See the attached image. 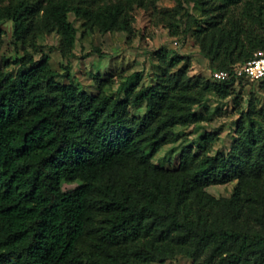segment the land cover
Listing matches in <instances>:
<instances>
[{
	"label": "trees",
	"instance_id": "obj_1",
	"mask_svg": "<svg viewBox=\"0 0 264 264\" xmlns=\"http://www.w3.org/2000/svg\"><path fill=\"white\" fill-rule=\"evenodd\" d=\"M156 1L0 0V47L10 21L16 42L55 32L70 58L77 30L69 13L81 20V35L96 28L130 38L134 8ZM185 1L207 16L189 29L211 67L229 70L264 52V0ZM181 17L167 22L172 35L183 32ZM49 60L24 52L15 70L0 62V264H153L165 254L264 264V116L242 114L227 154L204 155L213 141L207 133L201 153L188 150L177 167L151 161L173 127L206 119L192 110L205 94L224 99L244 81L211 79L192 90L182 75L161 76L135 89L128 78L118 100L61 83ZM142 103L143 116H131L129 107ZM232 180L229 198L206 191Z\"/></svg>",
	"mask_w": 264,
	"mask_h": 264
},
{
	"label": "rangeland",
	"instance_id": "obj_2",
	"mask_svg": "<svg viewBox=\"0 0 264 264\" xmlns=\"http://www.w3.org/2000/svg\"><path fill=\"white\" fill-rule=\"evenodd\" d=\"M133 14L134 33L129 38L123 31L101 33L96 28L81 35V20L69 13L68 19L77 30L70 58L60 54L59 36L55 32L39 34L23 44L13 39L11 22L5 21L2 25L1 65L6 70H15V60L22 57L24 52L31 53L35 60L47 54L50 67L61 83L71 82L80 90L91 94L103 92L118 100L124 97V83L128 78L135 84V89L156 84L161 76L168 81L182 75V80L193 84L192 90H200L205 82H211V71L217 67L209 65L201 54L199 41L189 29L190 26L195 28L196 24H205L207 16L192 1L182 0L179 6L176 0H157L152 7H135ZM179 16L182 17L177 29H183V32L172 35L167 22ZM158 52L166 54L164 60L158 58ZM176 56L180 57V61L170 66V58ZM192 110L205 115L206 119L173 127L172 141L160 148L152 163L164 169L177 167L188 150H191L190 154L201 153L197 144L207 133L212 135L213 141L204 155L217 152L227 154L233 145L234 131L242 114L253 110L251 114L254 116H264V82L234 84L232 94L224 99L207 93L200 104L193 105ZM129 112L135 118L143 116L145 103L130 106ZM261 179L262 176L259 182ZM76 184L66 183L64 186L72 188ZM235 186L236 181L232 180L212 184L206 191L222 200L231 196ZM251 223L253 229L259 226V222ZM198 260L165 254L153 264H198Z\"/></svg>",
	"mask_w": 264,
	"mask_h": 264
},
{
	"label": "built area",
	"instance_id": "obj_3",
	"mask_svg": "<svg viewBox=\"0 0 264 264\" xmlns=\"http://www.w3.org/2000/svg\"><path fill=\"white\" fill-rule=\"evenodd\" d=\"M212 80L234 79L244 82L264 80V52H257L245 62L234 64L229 70L215 69L211 71Z\"/></svg>",
	"mask_w": 264,
	"mask_h": 264
}]
</instances>
